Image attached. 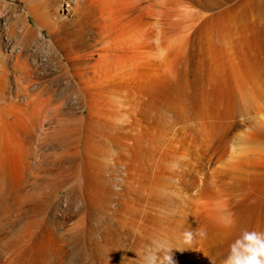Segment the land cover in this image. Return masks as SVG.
Segmentation results:
<instances>
[{"label":"rangeland","instance_id":"obj_1","mask_svg":"<svg viewBox=\"0 0 264 264\" xmlns=\"http://www.w3.org/2000/svg\"><path fill=\"white\" fill-rule=\"evenodd\" d=\"M0 1H4L3 3L6 6L5 8H3V5L0 6V9L2 11V13L0 12V28L4 26L5 20L7 18H8V21H11L13 19L16 20V18H17L16 14L19 12V13H23V16L25 17V19L27 18L26 20L29 24L31 23L30 26L34 27V28L32 27L31 29L33 31L35 30L34 31L35 33L37 31L41 30L46 35V37L48 39H51V35L48 32V28L46 26H40L37 19L33 16H30L27 13L28 9H27L26 5L21 2V0H0ZM183 4H184V6L179 7V9H181L182 12H187V10L189 8L193 7L192 5H194L190 0H183ZM125 5L126 4H123V3H120L117 1L115 8L112 11L113 18L111 19V23H110V30L105 32L104 38L101 37L99 39V41H98L99 35L97 34L98 33L97 26L94 23L90 22V20L86 19L84 21L85 23L84 22L80 23L81 20L79 19V17L73 13L68 14L67 11H61L60 13H57V12L54 13V16H55L54 19L55 20L57 19L59 21L57 27L59 28L58 31L62 35V36L60 35V40H61V42H62V40H65V41L68 40L67 46L66 47L63 46L64 48L60 47L61 48L60 49V51H61L60 55H54L51 52L48 53L49 51H47V49L45 50V49H43V47L41 48L38 45L36 47H34V49L36 48L33 51L34 52V58L37 60V63L41 58H43L42 57V55H43L44 57H46V58H44L45 59L44 61L46 62V66H45V64L43 65L42 61L40 60L39 61L40 66H38V68H37L38 70L34 68L35 74H33V76L31 77L32 80L27 81V82H19V84L23 83L29 87L30 86L32 87V84H33L35 86V88L39 87L41 82L42 83L44 82V84H46V86H47V92H41L39 95H34L33 96L34 98L31 97L32 96L31 95L30 96L31 98L28 101L27 99L22 98V94L15 96L16 94L14 91L16 89V84H18L16 82V79H15V78H17L16 75L13 76V74L9 71V76L6 79H4L2 81L0 78L1 84L2 85L5 84L4 86L7 89L5 92H0V143L3 145V146L1 145V148H2L1 151L3 153L7 154L5 156L4 155L2 156L3 153L0 152V156H1V158L4 157L3 160H5V161L7 159L6 163H8V164H6L5 161H3V160H2V163L4 164L6 170H8V169L10 170V168H11L10 166H12V167L15 166V165H12V163H14V159H15L14 157H16L17 160L19 158L23 159V157H20V156L18 157V154L21 152V150L23 152H26L25 154H23V152H21V155L22 154L24 155L25 160L19 159L18 163H17V160H15L17 165L19 163H21L20 161L24 162V163L22 162L21 165H23V164L26 165V163L31 165L30 166L31 170L29 169L26 173L27 174L26 179H25L26 182L24 183L25 189L23 188V190L21 191L23 193L20 192V194H21L22 198H25V194L26 195H30V194L33 195L34 194L33 198L35 197L32 200H31V197H28L26 199L28 202H26V200H25L23 205H21L20 203L18 204V202L15 203L13 201V197H12L15 195H13L12 192L10 195V192L7 190V189H9V188H7V185H8L7 180H10L9 179L10 176H7V177L5 176V179L2 178L4 185L0 179V187H1L0 190L2 191V192H0V205L3 204L2 206H4V207H5V205L8 206L6 210L4 207H3L4 208L3 210L0 208V212L2 211L0 213V220H1L0 221V226H1L0 235L2 237H8V238L9 237H16V236H24L25 237L24 239L27 241V242H25V243H27V245H25V243H24V247L26 246L25 249L27 250L28 254L32 253V255H30V257L32 256L31 260H30L32 263H30V264H33V263L36 264L39 261H40L39 264H85V263H87V264H103L102 260L103 261L108 260L107 264H110L111 262L114 261V260H112L114 258V256H111V255L114 254L113 251H114V249H116L115 246L117 245L116 243H118V241L121 243L123 242V246H120V247H122V252L124 250H126V251H124L123 256L120 257L117 264H123L124 263L123 260H125L124 256H126V255L131 256L130 261L132 262V264H184V263L185 264H210L209 258H211L212 255H209V252L213 253L214 248L217 246L216 241L219 242V238H221L222 235L224 234V231H226L225 230L226 227L229 228V230L236 228L235 226L237 225L236 223L238 222L237 219L240 216L239 213L241 214L244 211V209H248V208L249 209H252V208L258 209V210L256 209V212H258V213L254 212V220L252 221L253 224L251 225L252 227L249 226V228H247V230L251 229L250 231H257V232H260V230H261L260 215L262 213L261 212L262 210H260V209H262V205L264 204V199H262L264 197V146L259 144L256 147H259L260 150L255 151L256 147H254L253 151L250 150L249 152L243 153L242 155H241V153H239L241 158L236 157V159L243 162V163H240L241 165L243 164L242 166H240L239 164L237 165L235 163L236 159L231 160L230 156L233 157V155H231L232 153L236 154L237 152H241V150H239V149H241L242 146L240 148V145L241 144L244 145V143L247 140H250L251 132L253 131L252 124H253L254 120H262L264 118V116H263L264 111L262 112V110H261L260 112H258L255 115V117L251 116V117L247 118V121L244 124L239 125L237 130H233V131L229 130L227 132L226 137H228V138L230 136L231 137L229 139L227 149H226L225 153H223V155H222L224 157H220L222 159L219 158L220 159L219 161H216L215 156L220 152L221 149L219 147V149L216 151L215 147L217 145L216 144L214 145L213 143H211L210 125L208 124L209 127L207 124H206L207 126L206 125L205 126L204 125H196L200 122H202V124L206 123V121H207L205 119H204L205 120L204 121L203 118H201L200 116H197V117L192 119V121L193 120L194 121L191 122V125H190L191 127L187 126L188 128L187 127L183 128V127L177 125L175 128H173L174 130L173 129L170 131L164 130L166 135L163 134L164 131H163V129H161V127L159 128L157 121L154 120V122H153V119H150L151 116L155 117V115L154 114L152 115V113L149 111L150 109L147 110L148 112L144 111L145 108L147 107L148 98L151 97L150 95H152L150 93L151 92L150 78L148 76L147 77L141 76V74L139 76L138 72L136 73L135 69H132L131 63L126 64V62H125L128 58V54L130 55L131 52H134L135 50H137L136 43H135V41H136V37H135L136 30L132 31L131 30L132 26L128 25L129 24L128 21H130L132 19L131 18L132 17L131 16L132 9L129 7H126ZM188 11L189 12H187V13H190L191 9ZM180 14H182V13H180ZM11 16H12V18H11ZM261 18L264 19V15H261L260 19ZM262 19H261V21H262ZM203 22H204V20L202 22L200 21L199 24L198 23L195 24L194 25L195 27H191L190 29L187 27L188 28V29H186L187 31L184 29H181V31L184 30L185 33L184 32L180 33V31H179L180 34L178 33V34L174 35V38L177 39L176 41L181 40L180 38H182V40H183L184 35L186 34L188 36L187 37L185 35L186 39L188 40L187 45H188V47H190L188 49L191 50V48H192V50H193L194 48L192 45H190L189 40H191V42H192V40H193V38L191 39L192 34L194 35V33H197V32H198L197 34L200 33V31H199L200 27H201L200 24L201 23L203 24ZM240 23H243V25H241ZM240 23L237 24V27H235L236 25H234L232 27L230 25L231 30L228 27L230 34L232 33L230 35L231 37H228L229 36L228 29L226 32L227 33L226 34L227 39L229 38L230 41L225 40V47L227 46V48H229V49H227V51L229 50V52H232V53H230L232 56H229L230 58L225 57L223 59V65L221 68L226 70V71L223 70L224 73L223 72L220 73V71H222L220 69L219 75L220 76H221V74L224 75L225 72H227L228 75L225 74V77L221 76L222 78L220 76H218V77L215 76L213 73H212L213 75H211L210 70L212 69L213 66L211 67L210 66L211 64L209 65V62L208 63L205 62L206 63L204 65L205 67H202L201 70H198L196 72H191L192 69H195V68H193L194 60L190 59L187 61L188 63L185 62L184 64H181L182 66L180 67V69L182 68V70H181L182 72L181 71H180V73L178 72V75H179L178 78L184 79V77L181 78V76H182L181 74H185V75H183V76H185V81L188 80V82H194V84H193L194 93L188 92L187 101H189V103L195 102V104H201L202 102H210V100L214 101L217 99L216 95H218V97H219L222 90L225 91L224 93L227 95L228 94L227 92L232 89L231 86H234L236 84V82H235L237 80L235 78L236 76L233 75L234 76L233 77L232 74H230V73H231L232 68H234V70H235L234 66H236L235 64H237V63H238L237 66L240 63L241 64L244 63L243 68H241L242 67L241 64L239 65L238 68L236 67L237 70L239 69V72L243 71L244 75H240L242 73L241 72L239 73L237 71V76L238 77L240 76L241 78L243 77V79H241V78H239V79L242 80V83L246 84V86L249 85L247 76H245V75H247V70H246L247 62L245 60L249 57L248 55H250L251 59H254V58L256 59V57L258 56L259 58L257 57V60H259L261 57L260 60L264 61V49H263L264 48V44H263L264 43L263 42L264 36L259 35L260 31H258V30L256 31L255 27H253V24H250L248 22H247L248 24L246 22H245L246 24L244 22H240ZM212 26H213V23H211V25H209V27H210L209 32L205 27L203 29L204 33H206V32H207L206 34L210 33L212 30L211 29ZM247 26L248 27L251 26V27L247 28ZM6 27L7 26L5 25V28ZM239 28H241L242 30H240ZM246 28H247V30H246ZM232 29H233V31L235 30L234 31L235 35L233 34L234 32L232 31ZM243 29L248 31V33L250 35H248L247 32H243ZM238 30L240 33V38H242V37L243 38L240 39L239 41H236L235 38L237 36H239V34L237 32ZM4 31L5 30L0 31V40H1L0 41L1 42L0 43L1 44L0 45V52L1 51L5 52L6 50H7L6 52H8V49H10V48H8L9 47L8 45H7L8 47L6 46V38L7 37L4 35ZM71 31H72V34H71ZM250 31H253V33ZM66 33L68 35H65ZM63 35H65V36H63ZM69 35H71L70 38H69ZM178 35L180 38L177 37ZM242 35H244V36H242ZM4 36H5V38H4ZM248 36L249 37L251 36V37L249 38ZM257 36H259V37H257ZM189 37H190V39H189ZM232 37H233V39H232ZM65 38H69V39H65ZM104 39H106V40H104ZM247 39H248V41H247ZM249 39H250V41L251 40H253V41L250 42ZM100 40H102L104 43ZM109 40H110V42H109ZM233 40H235V42ZM242 40L245 41V44H243L244 41H242ZM181 41H180V43H181ZM11 42H14V41H11ZM183 42L184 41H182V43ZM231 42H233V43H231ZM249 42L251 43L250 46H249V44H250ZM109 43L111 44V46ZM226 43L228 45H226ZM230 43L232 45H230ZM241 43L247 47L245 48ZM257 43H258V46H257ZM234 44H236V46H234ZM238 44H239V46L241 44L242 48H245V49L249 48L248 51L250 53L247 54V52H246L248 57L246 55H243V54L240 55V53L244 50L241 51L242 48H240L241 46L239 47ZM252 45L255 48L251 47ZM233 46H234V50H232ZM237 46L239 48H237ZM235 47L239 51L236 50ZM103 48H105L108 52H110L114 56H121V60L123 61L121 63H124V64H121L120 60L118 61V58L115 61L111 58L108 62H106L103 59H100L101 57H99L97 55V52H100V51L102 52ZM108 48H110V49H108ZM230 48L232 51L230 50ZM259 48L261 49V51ZM192 50L190 52H192ZM234 51L235 52L237 51L239 53V55L237 52L234 53ZM35 52H36V54H35ZM190 52H187V50L185 51L186 54L190 53ZM45 53L47 54V56H45L46 55ZM251 53H252V55H251ZM233 54H237V55H233ZM260 54L262 56H260ZM48 55H49V58H51V59L48 58ZM61 55H62V57H60ZM37 56H39V57H37ZM235 56L236 57L244 56V57H242L244 60L242 58L239 59L240 58L239 57L238 58L239 61L237 63H233V62L237 61L235 59L236 58ZM232 57H234V58H232ZM207 58H209V57H207ZM48 59L51 60L52 62L50 61V63H48L49 62ZM226 59H227V61H224ZM232 59L236 60V61H231ZM251 59L250 60L248 59V60L251 61ZM53 61L57 62V63H54ZM116 61H118V62H116ZM240 61H242V62L245 61L246 64H245V62L242 63ZM59 62H61L62 64L63 63H65V64L61 66V64ZM106 63H107V65H106ZM224 64L226 65L225 68H227V69H225L223 67ZM54 66H55V68H54ZM56 68L59 70V72L57 71ZM63 69H65V70H63ZM45 70H47V71H45ZM66 70H68V71H66ZM110 70H111V72H110ZM186 70L188 73L187 72H186L187 74L183 73ZM36 71H38L39 73ZM40 71H42V72H40ZM48 72L51 76L48 74ZM43 73H45V74H43ZM139 73H141V72H139ZM54 75L56 76L57 79L55 78ZM69 75H71V76H69ZM120 77H122V79ZM143 77H145V78H143ZM14 79H15V81H14ZM138 79L141 81H139ZM219 79H221V80H219ZM143 80L145 83H147L146 85L143 84L144 83ZM231 80H233L234 82L233 81L231 82ZM244 80H245V83L243 82ZM246 80H247V82H246ZM65 81H68V82L66 83ZM53 82H55L54 83L55 85L53 84ZM140 82H141V84H140ZM229 82H231V83H229ZM210 83L212 85H210ZM68 84L71 86H69ZM142 84L145 87H148V89H150V90H148L145 87L141 88V86H143ZM113 85H114V87H113ZM77 86H80V87H77ZM120 86H121V88L119 89ZM203 86H204V88H203ZM227 86L230 89H227ZM7 87H9V88H7ZM111 87L113 88L114 94L111 93L112 92ZM162 87H164V85ZM162 87H161V91L164 90V88H162ZM209 87H211V88H209ZM115 88H116V90L117 89L121 90L119 92V95H121L120 96L121 98L119 96H117L118 95L117 91L116 92L114 91ZM222 88H226L228 91L226 89H222ZM206 89H208V90H206ZM218 89L220 92L218 91ZM34 91L35 90H33V92ZM125 91H127V93ZM210 91H212V92H210ZM223 91H222V95L224 94ZM13 92H14V94H13ZM121 92H122V94H120ZM163 92H165V91H163ZM163 92H160L159 94L165 95V94H163ZM217 92H219L220 94H218ZM115 93L117 95H115ZM115 96L117 98H114ZM111 98L113 100H115V99L116 100L113 101ZM120 100H123L125 102H126V100H129V101L133 100V101H131V103L133 104V106L135 105V107H137L138 113H136V114L142 121V122H140L141 127H139V128H141L143 131L141 130L140 134H139L140 130L138 131V133H135L136 132L135 131L134 134H132V130H129V133L127 132V134H126V136L131 139V140L129 139V141H126L129 145V147H128L129 150L132 148L131 151L127 152L126 156H125V154L120 156L122 159H124V161H121L122 159H120V157L119 158L115 157L112 147L109 148L110 151L108 150L109 153L105 157L100 156V155H94V153H93V155L90 156L88 153H90L91 151L94 152L93 146L92 147L88 146V148H87L88 153H86V152L84 153V148H83L84 142L87 140L86 138H87L88 134L90 135V136L88 135V137H91L92 139L94 138L93 140L96 139V143L98 142V140L107 141V136L109 133L107 128H109L108 125H111L109 123L112 122L111 118L113 117V116L111 117L110 115L112 114V110L113 109L115 110V108H116L115 106H117V102ZM112 102H113V104H112ZM47 104H49V105H47ZM136 105H138V106H136ZM138 107L140 109H138ZM114 110H113V114H114ZM143 111L145 113H143ZM205 112H206V109H204V114H206ZM258 114H259V116L260 115H262V116L259 117ZM61 115H63V116H61ZM67 116H69V117H67ZM62 117H64V118H62ZM73 118H75V120L72 122ZM76 118H79V120H77ZM198 119H199V121H198ZM211 120L214 121L213 118ZM195 121L196 122L198 121V122L196 123ZM76 122H77V124H76ZM147 123H148V125H147ZM72 124L73 125L76 124V127H79L82 131H84L83 133H85V134L82 133V136H84V137H81L79 139V147H78V150L80 149V151H82L85 163H84L82 169H80V171H79L80 173L77 172V173H79V175L76 173L77 178H75V174H74V171L76 170L75 166H71L72 164H70L69 161L66 160L65 158H62L64 160H61V161L58 160V158L61 157L60 156L61 149H59L57 147V145H55L54 143H51V142L47 143L49 140L47 138V136L49 133L51 134V132L54 129H57L60 126H64V125H65V127L70 126V125L72 126ZM192 124H193V126H192ZM194 124L196 125V127H194L195 126ZM152 125H154V128L157 127V129L154 130V128H152L153 127ZM192 128H194L193 131H192ZM159 129H161L162 131ZM197 129H199V130L197 131ZM240 129H242V130H240ZM160 131L162 133H160ZM24 132H26V133L24 134ZM155 133H157V134L159 133V134H162V136L163 135L164 136L162 139L158 140V142H159L158 144H155L156 141L153 142L154 146L152 147L151 142H152V140L154 141V139L152 138L153 137L152 135L157 136V134H155ZM228 133H229V135H228ZM94 136L95 137L97 136V137L95 138ZM151 138H152V140H151ZM228 138H225V140H227ZM220 141H223V139H220ZM19 145H21L22 147ZM136 147H137V150H136ZM4 148H5V150H4ZM6 149L8 152L9 151H11V152L8 153L6 151ZM71 149H73V148H71ZM18 150H20V151L17 152ZM193 150H195V151H193ZM233 151H235V152H233ZM52 152L53 153L55 152V154H53ZM15 153H18V154H16L17 156H14ZM10 154H12V155H10ZM85 154L89 155V156L87 155L88 159H87V156ZM112 154H113V156H112ZM50 155H52V157H50ZM238 155L237 154L234 155V158H235V156H238ZM96 156H97V158H96ZM196 156L198 158L196 159V163H195ZM10 157L14 158V159H12L13 161L10 159ZM53 157H54V159H51ZM110 157L113 158L114 160L113 159L109 160ZM78 158H79V155H78ZM95 158H96V161L98 158H100V159L103 158L102 159V161L104 160L103 165L107 164V166L105 165L102 168V170L100 169L101 172L98 171L99 167L96 166L97 164L95 163ZM228 158L231 162H233V160L235 161V162H233L234 165L231 164V166H235V164H236L238 167L239 166L242 167L243 170H242V168L239 170L240 167L238 168L236 166L238 169H237V171L234 170V172L237 173L239 170V173L234 174L233 169L235 167L232 169H229L228 166L230 165L231 162L228 160ZM9 159H10V162L12 161L11 163L8 161ZM119 159H120L121 164H120V162L116 163ZM115 160H117V161L115 162ZM209 160L211 162H214V164L212 163L210 165V167H208L207 169L205 167V169L203 170L204 172H202V173L195 171V167L198 164V162H200L201 166H203V163L206 164V166H208L209 164L207 161H209ZM112 161H114L116 164V166H114L115 164L112 163V165L114 164L112 166L113 168L111 167ZM226 162H229V163H226ZM60 163L63 165L68 164L67 167L69 166L68 167L69 172H67V173L70 174L72 176V178L73 177L75 178V179L71 178V181L73 183L71 181H69V183H70V184H68L69 186L68 185L63 186L61 182H59V183H58V181L54 182L55 180H53L51 178H50V180L47 179L49 176L50 170L55 172V168H57V166H60L61 165ZM127 164H128V166H127ZM17 165H16V167L18 168ZM21 165H19V167ZM108 165H110L109 167H111L112 169L109 168ZM252 165H253V167H252ZM7 166H8V168H7ZM48 166L50 169L47 168ZM250 166H251V169H250ZM224 167L226 169H224ZM227 167H228V169H227ZM114 168H116L117 170H114ZM70 169L72 170L71 172H70ZM258 169H260V170H258ZM228 170H230V171L232 170V171L230 172ZM241 170H242V172H240ZM110 171H111V173H110ZM117 171H118V173H117ZM226 171H227V174L229 172V174H231V175L233 173L234 177L237 176L236 178H238V181L235 178L233 179V176L231 178V175H229L230 176V178H229V176L226 174ZM254 171H256V172H254ZM257 171H259V172H257ZM205 172H206V177H205ZM247 172H248V174H247ZM7 173L8 172H6V174ZM98 173L99 174L101 173V174L98 175ZM241 173H243L244 176L241 177L239 175ZM73 174H74V176H73ZM113 174H114V176H113ZM182 175H183V177H182ZM102 176H104V177H102ZM200 179H201V181H200ZM108 180H110V181H108ZM203 180L204 181L207 180V184L203 188L204 195H200L199 194V188H201ZM49 181H52V182H49ZM113 181H114V184H113ZM51 183H53L54 185ZM71 183L75 186L74 190H72L73 185ZM115 183H116V185H115ZM58 184L60 186L62 185L63 188L58 186ZM2 185H3V187H2ZM70 185L72 186V188H70L71 187ZM182 185H183V187H182ZM141 186L143 187L144 190L145 189L146 190L144 191L142 188H140ZM68 187H69V189H66ZM95 187H96V189H95ZM153 187L157 191V194L158 195L160 194L159 196L158 195L157 196L160 197L161 200H159L158 197H154V194L156 191L154 192ZM59 188H61V189H59ZM137 188L141 189V191H143L144 193L143 192L141 193V191ZM218 188H221V189H218ZM99 191H101V192H99ZM138 191H140L139 194L137 193ZM162 191H163V193L165 191L164 195H163ZM150 192H153V194ZM197 192H198V194H197ZM115 193L117 196L113 195ZM239 193H240V195H239ZM150 194L153 195V196L151 195L153 199L158 198L160 204H162V205L158 204L159 202H157L158 201L157 199H156L157 201L156 200L153 201V199L151 197L149 198ZM161 195H163V196H161ZM163 197H164V199H163ZM226 197L230 198V199H228L229 201H227ZM138 198H140L141 201L138 200ZM148 198L152 199V200H150V202H149ZM210 198H211V201L209 200ZM97 199H100V200H97ZM143 199H145V200H143ZM169 199L172 200L171 201L172 203L168 202V204H167L166 202H167V200L169 201ZM163 200H165L164 204H166L167 208L163 205ZM33 201H34V203H33ZM110 201H112V202H110ZM138 201H139V203H138ZM140 202H141V204H140ZM258 202H261L263 204H260V203L258 204ZM9 203H10V205H9ZM152 203H154L155 206ZM16 204H18V205H16ZM129 204L131 207L129 206ZM131 204H134L136 206L139 205L140 208H138L139 206L134 207V205H131ZM207 204H209V206L214 207V209L215 208L219 209V212H218L219 214H216L218 216V218L213 219L214 220L212 222L213 224L211 222H209V220H206L207 218L204 215L205 212H203V210L205 209L204 206H206ZM25 205H27V206H25ZM168 205H169V207H168ZM235 205L238 208L235 207ZM18 206L21 207V209H23V210L20 209L19 211H17V209H15V208ZM28 206L29 207L33 206L34 207L33 211H35L37 213H33V211H31V212H29V214H27L26 210L29 208ZM150 206L153 207L152 209L154 211L152 209H150ZM160 206H161V208H160ZM132 207L136 208L135 210L138 212L135 213V211H133L134 209H131ZM217 207H219V208H217ZM243 207H244V209H243ZM35 208H36V210H35ZM103 208H104V210H103ZM116 209H118L119 211H117ZM127 209L129 210L128 212H131V213L127 212L125 214ZM147 209H149V210H147ZM158 209L162 214L156 216L157 213L159 214V211L157 212ZM201 209H203V210L201 211ZM113 210L115 212L116 211L117 212L115 213V212H113ZM20 212H21V214H20ZM154 212H156V214ZM150 213H151V215H149ZM116 214L118 215V218L120 219V221L118 220ZM112 215L114 217H112ZM216 215H214V217H216ZM115 216H116V218H115ZM121 216H123V217H121ZM232 216L237 221H235L234 219L232 220V218H233ZM236 216H238L237 219H236ZM131 217H133V218L135 217V218L133 219ZM203 217L205 218L206 222H208V223L205 222V224H204V222L202 221V220H204ZM160 219H162V220H160ZM220 219H221V222L223 224L220 222ZM29 220H30V222H32L33 220L36 221V223L34 221L32 222L34 227L30 226V228L26 231L27 233L25 232L27 235L25 233H23L26 236L23 234L21 235V233H22L21 231L24 230L23 227L27 226V223ZM118 221L119 222L124 221L122 223L123 225H121ZM132 222H133V224H135V226L132 225ZM124 223H125V225H124ZM161 223L163 224V226ZM209 223H211V224H209ZM24 224H26V226ZM113 224H115V225H113ZM91 226H94V228H95V229H93L94 232H93L92 228H90ZM127 226H129V227H127ZM132 226H134V227H132ZM158 227H160V229L162 228L161 231ZM214 227H218V228L215 229ZM89 228H90V230H88ZM127 228L128 229L131 228V230H129L131 233L127 231ZM138 228L140 230H138ZM156 230L159 231V234ZM201 230L204 233L203 236H201L199 234L200 232H202ZM219 230H221V232H223V233H221ZM212 231H213V233H211ZM214 231H216V232L214 233ZM238 231L239 230L237 229L235 231L236 232L235 234L240 233ZM240 231H241V229H240ZM189 232L193 234V240L191 243H187L185 240V234L189 233ZM219 232H220V237L218 236ZM74 233H75V235H74ZM154 233L157 235V237H155L156 235ZM10 234H11V236H10ZM206 234H207V236H206ZM213 234L215 237L213 236ZM159 235H160V237H158ZM225 236L226 235L224 234L223 237L225 238ZM230 236H233V235H230ZM28 237L32 240H30ZM43 237H45L44 238L45 241L43 240ZM213 237L215 239L212 240ZM39 239H41V240H39ZM28 241H29V243H28ZM42 241H44L46 243L45 245L43 244L44 246L47 245L46 247L42 246V248L43 247L46 248V250L44 249L46 254L44 253V251L43 252L40 251L41 246L39 247V244L42 245V243H43ZM31 242H32V244H31ZM93 242H95V243L93 244ZM92 244H93V246H92ZM95 244L97 245V247L95 246ZM210 244L211 245L214 244V246H215V247L212 246V249H211L212 251L210 250V248H211ZM33 245H35V246H33ZM124 245H125V247H124ZM37 246H38V248H37ZM33 247H34V250H36V251H33ZM27 248L28 249L30 248V250H29L30 252L28 251ZM38 251H40L39 252L40 254H38ZM131 251L133 252L134 255L131 253ZM206 251L207 252L209 251L208 254ZM182 252H184V253L181 255ZM41 253L42 254L44 253L43 254L44 257L42 258L43 261L40 259L42 256H38V255H41ZM33 255L35 256V258H33L34 257ZM94 255L99 256L101 258L100 259L97 258L98 260H96V257ZM36 256H37V258H36ZM132 256H133V259H132ZM38 257H40V258H38ZM83 257H84V259H86V262H84L85 260H83ZM103 257H104V259H103ZM122 257H124V258H122ZM169 257L172 258L171 261L169 260ZM33 259H35V260H33ZM38 259H40V260H38ZM220 264H222V263H220Z\"/></svg>","mask_w":264,"mask_h":264},{"label":"bare ground","instance_id":"obj_2","mask_svg":"<svg viewBox=\"0 0 264 264\" xmlns=\"http://www.w3.org/2000/svg\"><path fill=\"white\" fill-rule=\"evenodd\" d=\"M120 2V3H123V4H126L125 6L126 7H129L132 9V14H131V20L128 21L129 22V26H132L131 30L134 31L136 30L135 32V37H136V48L137 50H135L134 52H131V54L129 55L128 54V58L127 60L125 61L126 64H130L131 63V66H132V69H135V72L139 74H141V76H148L150 78V89H151V94L150 95L151 97L148 98V101H147V107L145 108L144 111L148 112L147 110H149L152 115L154 114L155 117L151 116L150 119H153V122L154 120L157 121L158 125H159V128L161 127V129H163V131H170L172 130L173 128H175L177 125L178 126H181V127H191V122L193 118L197 117V116H200L201 118H203V120H207L206 123H203L200 122L198 124H196L198 121L195 123L196 125H210V137H211V143H213L214 145L216 144L217 146L215 147L216 151L219 149L220 147V152L215 156L216 157V161H219L220 157H224L222 156L223 153H225L226 149H227V145H228V142H229V139L230 137H226V134L229 130L233 131V130H237L238 126L241 125V124H244L246 121H247V118L251 117V116H254L260 112L262 110V112L264 111V61L260 60L261 57H260V61L257 60V57L256 59H251V56L247 54L250 53L248 51V49H245L247 46L243 45L245 44V41L244 43L242 44L245 48H242V45L238 44V46L242 50L240 55L243 54V55H246L245 57L247 58L245 61L247 62V67H246V70H247V79H248V83L249 85L246 86V84H243L242 83V80H240L239 78H241L240 76L238 77L237 76V71L239 72V69L237 70V68L239 67V64L237 66V62L239 61V59H241L242 57H236L235 59L237 60H231V61H236V62H233V63H237L235 64L236 66L235 67V70L234 68H232L231 70V73L232 76H236L235 79L236 81V84L234 86H231L232 89L230 91H228L227 89H230L228 88L227 86V89L226 88H222V89H226L228 92V94L226 95L223 91V95H222V91H221V94L219 93V89L217 92L218 94H220V96L218 97V95H216L217 99L214 100V101H211L210 102H202L201 104H195V102H191L189 103V101H187V97H188V92H193L194 93V89H193V84L194 82H188V80L185 81V74H181V78L184 77V79H180L178 78L179 75H178V72L180 73V71L182 70V68L180 69V67L182 66L181 64H184L185 62H187L188 60L192 59L194 60V66L193 68L195 69H192L191 72H196L198 70H201L202 67H205L204 65L206 64L205 62H209V65L212 67V69L210 70L211 72V75H215V76H220L219 74L220 73H224V69H222V65H223V59L225 57H229V56H232L230 53L232 52H229V50L227 51V46L225 47V40L227 41H230L229 38L227 39V36H226V32H227V29L229 27V29L231 30V27L236 25L235 27H237V24L240 23V22H248L250 24H253V27H255L256 31H260V34L259 35H262L264 36V19H260L261 15H264V0H190L194 5H192L193 7L189 8L188 10L191 9L190 13H187L189 12L187 9V12H182L181 9H179V7L181 6H184L183 4V0H21L22 3H24L28 9L27 13L30 15V16H33L37 19V21L39 22L40 26H46L48 28V32L49 34L51 35V39H48L46 37V35L41 31H37L36 33L31 29L32 27L30 26V24L27 22V18L25 19V17L23 16V13H17L16 16V20H11V21H8V18L5 20V24L3 27L0 28V31H4V35L7 37L6 38V46L10 49H8V52H3L1 51L0 52V78L1 80L3 81L4 79H6L8 76H9V71L13 74V76L16 75L17 78L16 79V82L18 84H16V89H15V96H18L20 94H22V98H25L29 101V99L31 97H33L34 95H39L41 92H47V86L46 84H44V82L40 83L39 87L35 88V86L32 84V87L30 86H26L25 84L23 83H20L19 82H27V81H31L32 80V76L33 74H35V69L38 68V66H40V60L42 61L43 65L45 64L46 66V62L44 61L46 57H44L42 55L43 58H41L38 63H37V60L34 58V47H36L37 45L40 46L41 48L43 47V49H47V51H49L48 53H53L54 55H60L61 51L60 49L63 47V46H67V41L65 40H60V35L61 33L58 31L59 28L57 27L58 26V23L59 21L56 19H54V13L57 12V13H60L61 11H67L68 14H75L79 17V19L81 20L80 23H83L86 19L90 20V22L94 23L96 26H97V29H98V41L101 37L104 38V34L105 32L109 31L110 30V23H111V19L113 18V14H112V11L113 9L115 8V5L116 3ZM4 1H0V6L3 5V8H5L6 6L4 5L3 3ZM189 4V3H188ZM187 5V4H186ZM10 6V5H9ZM2 8V9H3ZM184 8V7H183ZM15 9V8H14ZM127 9V8H126ZM10 10V9H9ZM122 10V9H121ZM19 11V10H18ZM0 12L2 13L1 9H0ZM128 12V11H127ZM130 12V11H129ZM121 13V12H120ZM182 13V14H180ZM123 14V13H122ZM127 16V15H126ZM125 16V17H126ZM130 16V15H129ZM5 17V16H4ZM8 17V16H7ZM27 17V16H26ZM116 17V16H115ZM121 17V16H120ZM259 17V18H258ZM12 18V16H11ZM117 18V17H116ZM124 18V17H123ZM128 19V18H127ZM203 24L201 25L200 24V33L197 34V33H194V35L192 34L191 36V39L193 38L192 42L191 40L190 41V45L193 46V50L192 52H190L191 50H189L188 48V43H187V39L184 35V38L182 40V38L179 37V35L177 37H179L182 41H184L182 43L181 40H178L176 41L177 39L174 38V35L178 34L179 31L180 33L184 32V30L186 29H190L191 27H195L194 25L195 24H199V22L203 21ZM252 20V21H251ZM85 23V22H84ZM211 23H213V26L211 27V32L206 34L204 33V28L206 27V29L208 30L209 32V25H211ZM245 23V24H246ZM247 23V24H248ZM233 24V25H232ZM241 25H243V23H240ZM5 25L7 26L5 28ZM80 25V24H79ZM127 25V26H128ZM231 25V27H230ZM126 26V27H127ZM197 26V25H196ZM81 27V26H80ZM117 27V26H116ZM188 27V28H187ZM241 27V26H240ZM243 27V26H242ZM251 27V26H250ZM247 26V28H250ZM34 28V27H33ZM234 28V27H233ZM244 28V27H243ZM246 28V30H247ZM181 29H184L181 31ZM228 29V31H229ZM240 30H242L241 28H239ZM254 29V28H253ZM252 29V30H253ZM69 30V29H68ZM67 30V31H68ZM77 30V29H76ZM82 30V29H81ZM112 30V29H111ZM116 30V29H115ZM192 30V29H191ZM195 30V29H194ZM245 29H243V32H247ZM250 30V29H249ZM114 31V30H113ZM187 31V30H186ZM190 31V30H189ZM188 31V32H189ZM206 31V30H205ZM233 31V29H232ZM231 31V32H232ZM235 31V30H234ZM233 31V32H234ZM254 31V30H253ZM253 31H250L253 33ZM239 36H237L235 38L236 41H239L240 39H242L244 35H242L240 38V33H239V30L237 31ZM242 32V33H243ZM64 33V32H63ZM179 33V34H180ZM185 33V32H184ZM251 33V34H252ZM258 33V32H257ZM70 34V33H69ZM71 34H72V31H71ZM81 34V33H80ZM204 34V35H203ZM232 34V33H231ZM230 31H229V36L228 37H231L230 35ZM235 35V32L233 33ZM65 35H68L67 33ZM63 35V36H65ZM208 35V36H207ZM246 35V34H245ZM248 35H250L248 33ZM258 35V34H257ZM4 36V38H5ZM62 36V35H61ZM71 35H69V38H70ZM187 36V35H186ZM183 37V36H182ZM188 37V36H187ZM235 37V36H234ZM249 37V36H248ZM251 37V36H250ZM249 37V38H250ZM254 37V36H253ZM252 37V38H253ZM256 37V36H255ZM259 37V36H257ZM64 38V37H63ZM69 38H65V39H69ZM178 38V39H179ZM247 38V37H246ZM62 39V38H61ZM111 39V38H110ZM190 39V37H189ZM233 39V37H232ZM106 40V39H104ZM235 40H233L235 42ZM246 40V39H245ZM262 40V39H261ZM1 41V40H0ZM11 41H14V42H11ZM102 41V40H100ZM181 41V43H180ZM232 41V40H231ZM248 41V39H247ZM250 41V39H249ZM253 41V40H251ZM250 41V42H251ZM256 41V40H255ZM258 41V40H257ZM103 42V41H102ZM110 42V40H109ZM241 42V41H240ZM249 42V43H250ZM264 42V41H263ZM262 42V43H263ZM1 43V42H0ZM11 43V44H10ZM104 43V42H103ZM102 43V44H103ZM233 43V42H231ZM230 43V45H232ZM5 44V43H4ZM110 44V43H109ZM237 44V43H236ZM236 44H234V46H236ZM247 44V43H246ZM264 44V43H263ZM1 45V44H0ZM226 45H228L226 43ZM229 45V46H230ZM251 45V43L249 44V46ZM254 45V44H253ZM253 45L251 47H253ZM111 46V44H110ZM234 46H233V49L234 50ZM237 46V48H239ZM257 46H258V43H257ZM61 47V48H60ZM99 47V46H98ZM231 47V46H230ZM64 48V47H63ZM236 47L235 49L238 50ZM255 48V47H253ZM5 49V48H4ZM42 49V50H43ZM110 49V48H108ZM257 49V48H256ZM260 49V48H259ZM264 49V48H263ZM187 50V52H190V53H185V51ZM231 50V48H230ZM231 50V51H232ZM247 50V51H246ZM258 50V49H257ZM256 50V51H257ZM239 51V50H238ZM261 51V49H260ZM259 51V52H260ZM125 52V51H124ZM237 52V51H236ZM234 51V53H236ZM247 52V54H246ZM74 53V52H73ZM128 53V52H127ZM238 53V52H237ZM255 53V52H254ZM36 54V52H35ZM46 54V53H45ZM121 54V53H120ZM259 54V53H258ZM40 55V54H39ZM97 55L99 57H101L100 59H103L105 60L106 62H108L111 58L115 61L117 58H118V61L120 60V63L123 62L121 60V56H114L112 55L110 52H108L105 48H103V51L101 52H97ZM233 55H237V54H233ZM239 55V53H238ZM252 55V53H251ZM255 55V54H254ZM47 56V54L45 55ZM90 56V55H89ZM260 56H262L260 54ZM39 57V56H37ZM51 57V56H50ZM62 57V55L60 56ZM209 57V58H207ZM48 58H49V55H48ZM230 58V57H229ZM234 58V57H232ZM239 58V59H238ZM259 58V57H258ZM51 59V58H49ZM48 59V60H49ZM59 59V58H58ZM243 59V58H242ZM251 59V61L249 60ZM54 60V59H53ZM60 60V59H59ZM68 60V59H67ZM209 60V61H208ZM229 60V59H228ZM244 60V59H243ZM249 62H248V61ZM44 61V62H43ZM51 60H49L48 63H50ZM56 61V60H55ZM61 61V60H60ZM99 61V60H98ZM97 61V62H98ZM112 61V60H111ZM116 61V62H118ZM224 61H227L224 60ZM243 61V62H245ZM52 62V61H51ZM54 62V61H53ZM74 62V61H73ZM242 62V61H240ZM242 62V63H243ZM245 62V64H246ZM54 63H57V62H54ZM62 65H64L65 63H61L59 62ZM58 63V64H59ZM100 63V62H99ZM114 63V62H113ZM188 63V62H187ZM229 63V62H228ZM59 64V65H60ZM98 64V63H97ZM121 64H124V63H121ZM120 64V65H121ZM125 64V65H126ZM227 64V63H226ZM50 65V64H49ZM57 65V64H56ZM58 65V66H59ZM107 65V63H106ZM208 65V64H207ZM243 68L244 67V63L241 64ZM48 66V65H47ZM128 66V65H127ZM130 66V65H129ZM188 66V65H187ZM246 66V65H245ZM49 67V66H48ZM52 67V66H51ZM57 67V66H56ZM64 67V66H63ZM107 67V66H106ZM123 67V66H122ZM125 67V66H124ZM185 67V66H184ZM224 68L226 67V65L224 64L223 66ZM229 67V66H228ZM237 67V68H236ZM47 68V67H46ZM53 68V67H52ZM55 68V66H54ZM60 68V67H59ZM65 68V67H64ZM187 68V67H186ZM230 68V67H229ZM240 68V69H241ZM44 69V68H43ZM42 69V70H43ZM57 69V68H56ZM62 69V68H61ZM60 69V70H61ZM68 69V68H67ZM93 69V68H92ZM102 69V68H101ZM109 69V68H108ZM131 69V70H132ZM184 69V68H183ZM220 69L222 71H220ZM227 69V68H225ZM38 70V69H37ZM51 70V69H50ZM65 70V69H63ZM224 70V71H223ZM47 71V70H45ZM56 71V70H55ZM57 71L59 72V70L57 69ZM68 71V70H66ZM220 71V73H219ZM229 71V70H228ZM245 71V70H244ZM38 72V71H36ZM42 72V71H40ZM111 72V70H110ZM141 72V73H139ZM182 72V71H181ZM187 70L183 73H186ZM209 72V71H208ZM241 72V71H240ZM239 72V73H240ZM39 73V72H38ZM69 73V72H68ZM109 73V72H108ZM188 73V72H187ZM186 73V74H187ZM213 73V74H212ZM229 73V72H228ZM242 74L240 75H244L243 74V71L241 72ZM45 74V73H43ZM49 74V72H48ZM65 74V73H64ZM218 74V75H217ZM226 75L227 72H225ZM225 74L221 76H224L225 77ZM50 75V74H49ZM56 75V74H55ZM54 75V76H55ZM61 75V74H60ZM135 75V74H134ZM51 76V75H50ZM57 76V75H56ZM55 76V78H56ZM71 76V75H69ZM110 76V75H109ZM214 76V77H215ZM220 76V77H221ZM233 76V77H234ZM58 77V76H57ZM66 77V76H65ZM192 77V76H191ZM219 77V78H220ZM231 77V76H230ZM232 77V78H233ZM238 77V78H237ZM53 78V77H52ZM122 79V77H120ZM141 78V77H140ZM145 78V77H143ZM142 78V79H143ZM222 78V77H221ZM14 79V81H15ZM50 79V78H49ZM57 79V78H56ZM71 79V78H70ZM137 79V78H136ZM243 79V77L241 78ZM48 80V79H47ZM78 80V79H77ZM110 80V79H109ZM139 80V79H138ZM196 80V79H195ZM221 80V79H219ZM51 81V80H50ZM49 81V82H50ZM141 81V80H139ZM233 80H231L232 82ZM66 83L68 81H65ZM130 82V81H129ZM144 82V80H143ZM229 82V83H231ZM234 82V81H233ZM245 83V80L243 81ZM247 82V80H246ZM55 82H53L54 84ZM70 83V82H69ZM78 83V82H77ZM108 83V82H107ZM149 83V82H148ZM212 83V82H211ZM210 83V85H212ZM226 83V82H225ZM15 84V83H14ZM23 84V85H22ZM138 84V83H137ZM141 84V82H140ZM143 84H147V83H143ZM142 84V85H143ZM152 84V85H151ZM191 84V85H190ZM209 84V83H208ZM207 84V85H208ZM5 84H1L0 82V92H5L7 89L6 87L4 86ZM18 85V86H17ZM20 85V86H19ZM55 85V84H54ZM69 85V84H68ZM76 85V84H75ZM164 85V87H162ZM218 85V84H217ZM222 85V84H221ZM229 85V84H228ZM26 86V87H25ZM71 86V85H69ZM116 86V85H115ZM130 86V85H129ZM219 86V85H218ZM77 87H80V86H77ZM114 87V85H113ZM139 87V86H138ZM144 88L145 86H141V88ZM161 87L164 88L163 91H161ZM215 87V86H214ZM213 87V88H214ZM217 87V86H216ZM225 87V86H224ZM9 88V87H7ZM72 88V87H71ZM112 88V87H111ZM121 88V86L119 87V89ZM148 89V87H145ZM204 88V86H203ZM206 88V87H205ZM208 88V87H207ZM211 88V87H209ZM212 88V89H213ZM129 89V88H128ZM148 89V90H150ZM215 89V88H214ZM31 90V91H30ZM33 90H35L33 92ZM134 90V89H133ZM208 90V89H206ZM9 91V90H8ZM11 91V90H10ZM53 91V90H52ZM72 91V90H71ZM115 92L117 91V94L115 93V95L117 96H121L119 95V92L121 90H114ZM205 91V90H204ZM13 92V94H14ZM56 92V91H55ZM58 92V91H57ZM75 92V91H74ZM111 92V91H110ZM127 93V91H125ZM147 92V91H146ZM153 92V93H152ZM160 92H163V94L165 95H161L159 94ZM212 92V91H210ZM214 92V91H213ZM77 93V92H76ZM113 93V88H112V92ZM135 93V92H134ZM148 93V92H147ZM209 93V92H208ZM2 94V93H1ZM56 94V93H55ZM114 94V93H113ZM112 94V95H113ZM122 94V92L120 93ZM215 94V93H214ZM32 95V96H31ZM47 95V94H46ZM31 96V97H30ZM123 96V95H122ZM163 96V97H162ZM210 96V95H209ZM57 97V96H56ZM137 97V96H136ZM162 97V98H161ZM205 97V96H204ZM34 98V97H33ZM49 98V97H48ZM53 98V97H52ZM65 98V97H64ZM75 98V97H74ZM114 98H117L116 96ZM121 98V97H120ZM129 98V97H128ZM133 98V97H132ZM140 98V97H139ZM46 99V98H45ZM85 99V98H84ZM112 99V98H111ZM138 99V98H137ZM207 99V98H206ZM113 100V99H112ZM116 100V99H115ZM113 100V101H115ZM136 100V99H135ZM47 101V100H46ZM51 101V100H50ZM62 101V100H61ZM133 101V100H131ZM131 101L129 100H126L123 101V100H120L117 102V106H115V110H114V114H113V110H112V114L110 115L112 118V122H110L109 124L111 125H108L109 128H107L108 130V136H107V141H100L98 140V142L96 143V139L93 140L91 137H88L87 135V140L84 142V153H88L87 151V148L88 146H93V151L94 152H90L88 153L90 156L93 155H100V156H106L109 152V148L112 147L113 148V151H114V155L115 157L119 158L120 156H122L123 154H125L126 156V153L131 151V149L129 150V145L126 141H129L130 138H128L126 136L127 132L129 133V130H132V134L135 133H138V131L140 130L139 134L141 133V124L140 122L141 119L137 116L136 113L137 112V107H135V105L133 106V104L131 103ZM209 101V100H208ZM140 102V101H139ZM78 103V102H77ZM115 103V102H114ZM113 104V102H112ZM49 105V104H47ZM140 105V104H139ZM114 106V105H113ZM138 106V105H136ZM56 107V106H55ZM126 107V108H125ZM58 108V107H57ZM193 110H192V109ZM138 109H140L138 107ZM204 109H206V114H204ZM55 110V109H54ZM61 110V109H60ZM64 110V109H63ZM192 110V111H191ZM143 111V113H145ZM60 114V113H59ZM150 114V113H149ZM260 114V113H259ZM258 114V116H259ZM262 114V113H261ZM63 116V115H61ZM72 116V115H71ZM147 116V115H146ZM262 116V115H260ZM259 116V117H260ZM264 116V114H263ZM69 117V116H67ZM144 117V116H143ZM199 117V118H200ZM64 118V117H62ZM95 118V117H94ZM200 118V119H201ZM214 119L211 120V119ZM67 119V118H66ZM69 119V118H68ZM77 120H79V118H76ZM84 119V118H83ZM149 119V120H150ZM253 119V118H252ZM255 119V118H254ZM257 119V118H256ZM65 120V119H64ZM75 120V118H73L72 122ZM204 120V121H205ZM212 122H211V121ZM62 121V120H61ZM90 121V120H89ZM102 121V120H101ZM71 122V121H70ZM152 122V121H151ZM150 122V123H151ZM60 123V122H59ZM65 123V122H64ZM108 123V122H107ZM149 123V122H148ZM147 123V125H148ZM71 124V123H70ZM77 124V122H76ZM76 124H72V126H67L65 127L64 126H60L59 128L57 129H54L51 134L47 136V139L48 142H51V143H54L55 145H57V147L59 149H61L60 151V158H58L59 161L61 160H64L62 158H65L66 160L69 161L70 164H72L71 166H75V171H74V174H75V178H77L76 176V173L80 171V169H82L84 163H85V160H84V156L82 154V151H80V149L78 150V147H79V139L81 137H84L82 136V133L84 131H82L79 127H76ZM194 124V125H195ZM89 125V124H88ZM101 125V124H100ZM196 125L194 127H196ZM206 125V126H207ZM208 125V127H209ZM154 128V125H152ZM193 126V124H192ZM203 126V127H204ZM105 128V127H104ZM143 128V127H142ZM151 128V129H152ZM182 128V129H183ZM188 128V127H187ZM206 128V127H205ZM86 129V128H85ZM147 129V128H146ZM157 129V127L154 128V130ZM159 129V130H161ZM180 129V128H179ZM200 129V128H199ZM197 129V131L199 130ZM252 129L253 131L251 132V137H250V140H247L244 145H240V148L242 146L241 149V152H237L236 154L238 155L239 153H241V155L243 153H247L249 152L250 150L253 151V148L256 147L257 145L261 144L262 146H264V118L262 120H254L253 124H252ZM174 130V129H173ZM188 130V129H187ZM194 130V128H192V131ZM207 130V129H206ZM242 130V129H240ZM88 131V130H87ZM143 131V130H142ZM162 131V130H161ZM160 131V133H162ZM165 131L163 134H165ZM154 132V131H153ZM190 132V131H189ZM225 132V133H224ZM26 132H24L25 134ZM148 133V132H147ZM167 133V132H166ZM169 133V132H168ZM233 133V132H232ZM85 134V133H83ZM138 134V135H139ZM144 134V133H143ZM153 134V133H152ZM157 134V133H155ZM200 134V133H199ZM235 134V133H234ZM238 134V133H237ZM166 135V134H165ZM229 135V133H228ZM246 135V134H245ZM86 136V135H85ZM90 136V135H89ZM92 136V135H91ZM154 141L152 140V147L154 146L153 142H155V144H158V140L162 139L163 136L162 134H157L156 135H152ZM234 136V135H233ZM23 137V136H22ZM25 137V136H24ZM93 137V136H92ZM95 137V136H94ZM97 137V136H96ZM95 137V138H96ZM131 137V136H130ZM228 138L227 140H225V138ZM28 138V137H27ZM106 138V137H105ZM25 139V138H24ZM149 139V138H148ZM197 139V138H196ZM220 139H223V141H220ZM244 139V138H243ZM26 140V139H25ZM29 140V139H28ZM27 140V141H28ZM131 140V139H130ZM133 140V139H132ZM199 140V139H198ZM134 141V140H133ZM196 141V140H195ZM210 141V140H209ZM29 142V141H28ZM96 144H95V143ZM198 143V142H197ZM1 143H0V152L3 153L1 151ZM51 145V144H50ZM81 145V144H80ZM3 146V145H2ZM21 146V145H19ZM6 147V146H5ZM22 147V146H21ZM24 147V146H23ZM56 147V148H57ZM81 147V146H80ZM90 147V148H91ZM204 147V146H203ZM237 147V146H236ZM7 148V147H6ZM20 148V147H19ZM73 148V149H71ZM214 148V147H213ZM8 149V148H7ZM6 149V151H7ZM10 149V148H9ZM13 149V148H12ZM5 150V148H4ZM21 150V149H20ZM20 150H18L17 152H19ZM25 150V149H24ZM83 150V149H82ZM86 150V151H85ZM136 150H137V147H136ZM234 150V149H233ZM257 150H260L259 147H256L255 151ZM110 151V150H109ZM195 151V150H193ZM238 151V150H237ZM8 152V151H7ZM11 152V151H9ZM8 152V153H9ZM16 152V151H15ZM21 152H23L21 150ZM21 152L18 154V153H15L14 156H17L16 154H18V157H23V159L25 160L24 158V155L26 152H23V154L21 155ZM235 152V151H233ZM50 153V152H49ZM53 153V152H52ZM96 153V154H95ZM51 154V153H50ZM55 154V152L53 153ZM87 154V155H88ZM152 154V153H151ZM198 154V153H197ZM200 154V153H199ZM235 153H232L230 156V159H236V157L238 158H241L240 157V154L238 156H235L234 158V155H236ZM5 156L7 154L3 153L2 156ZM12 155V154H10ZM78 155H79V158H78ZM86 155V154H85ZM86 155V156H87ZM88 155V156H89ZM128 155V154H127ZM192 155V154H191ZM194 155V154H193ZM196 155V154H195ZM202 155V154H201ZM225 155V154H224ZM63 156V157H62ZM85 156V157H86ZM88 156H87V159H88ZM111 156V155H110ZM113 156V154H112ZM189 156V155H188ZM251 156V155H250ZM50 157H52V155H50ZM95 157V156H94ZM191 157V156H190ZM246 157V156H245ZM4 157L1 158L0 156V179L4 185V182H3V179H5V176H10V180H7L6 182L8 183L7 185V189L9 192H10V195H11V192L13 193V195L15 196H12L13 197V201L15 203L18 202V204L20 203L21 205H23V203L25 202V200L28 198V197H31V200L34 199L33 198V195H26L25 194V198H22L21 197V194L20 192L23 190L24 188V183L26 182L25 179H26V173L27 171L30 169V166L28 163H26V165H21V163L23 161H20L21 163H19L17 165V163L19 162L18 160L20 159H16V157H10V159H14V163H12V165H15V166H10V170H6L4 164L2 163V160H3ZM7 158V157H6ZM97 158V156H96ZM96 158H95V163L97 164L96 166L99 167V172L100 169L102 170V168L107 164L103 165L104 163V160L102 161V159L98 158L97 161H96ZM124 158V157H123ZM135 158V157H134ZM143 158V157H142ZM198 157L196 156L195 158V163H196V159ZM220 158V159H219ZM10 159L8 160L10 162ZM22 159V158H21ZM20 159V160H21ZM22 159V160H23ZM51 159H54L51 158ZM112 160L113 158H109V160ZM116 159V158H115ZM120 159H122L120 157ZM120 159L117 161L115 160L116 163L120 162ZM243 159V158H242ZM245 159V158H244ZM247 159V158H246ZM15 160H17V163L15 162ZM65 160V161H66ZM108 160V159H107ZM114 160V159H113ZM126 160V159H125ZM186 160V159H185ZM189 160V159H188ZM204 160V159H203ZM229 160V158H228ZM233 160V162H235L237 165L239 164L240 166H242L240 163H243L241 161H239L238 159H236L235 161ZM238 160V161H237ZM241 160V159H240ZM5 161V160H3ZM13 161V160H12ZM11 161V162H12ZM93 161V160H92ZM121 161H124V159H122ZM144 161V160H143ZM142 161V162H143ZM200 161V160H199ZM230 161V160H229ZM7 162V159L5 161V163ZM10 162V163H11ZM109 162V161H108ZM114 161L111 162V167L115 164ZM193 162V161H192ZM198 162V161H197ZM202 162V161H201ZM208 162V166H206V164H204L203 162V166H201L200 162H198V164L196 165L195 167V171L199 172V173H202L204 172L203 170L210 167V165L214 162H211L210 160L207 161ZM223 162V161H222ZM231 162V161H230ZM233 162L230 163V165L228 166L229 169H233V172L234 170L237 171V169L240 167H238L236 164L235 166H231L234 165ZM238 162V163H237ZM9 163V164H10ZM24 163V162H23ZM52 163V162H51ZM55 163V162H54ZM112 163H114L112 165ZM125 163V162H124ZM170 163V162H169ZM185 163V162H184ZM219 163V162H218ZM225 163V162H224ZM226 163H229V162H226ZM8 164V163H6ZM5 164V165H6ZM61 164V163H60ZM69 164V165H70ZM121 164V162H120ZM186 164V163H185ZM220 164V163H219ZM218 164V165H219ZM16 165L18 166V168L16 167ZM19 165H21L19 167ZM68 165V164H67ZM67 165H63L61 164L60 166H57V168H55V172L54 171H51L49 172V176H48V180L53 179L55 180L54 182L58 181L62 183L63 186L65 185H68L70 184L69 181H71V178L72 176L70 174H68L67 172H69L68 170V167ZM80 165V166H79ZM183 165V164H182ZM221 165V164H220ZM9 166V165H8ZM7 166V168H8ZM110 165H108L109 167ZM116 166V164L114 165ZM124 166V165H123ZM128 166V164H127ZM133 166V165H132ZM144 166V165H143ZM181 166V165H180ZM238 168H237V167ZM255 166V165H254ZM109 167V168H111ZM192 167V166H191ZM226 167V166H225ZM224 167V169H226ZM227 167V169H228ZM231 167V168H230ZM253 167V165H252ZM49 168V166L47 167ZM87 168V167H86ZM89 168V167H88ZM113 168V167H112ZM111 168V169H112ZM242 167L239 168V170L241 169ZM257 168V167H256ZM50 169V168H49ZM72 169V168H71ZM70 169V172L72 171ZM98 169V168H97ZM110 169V170H111ZM250 169H251V166H250ZM31 170V169H30ZM114 170H117L116 168H114ZM223 170V169H222ZM239 170L237 173L234 172V174H238L239 173ZM243 170V168H242ZM242 170L240 172H242ZM260 170V169H258ZM86 171V170H85ZM107 171V170H106ZM105 171V172H106ZM124 171V170H123ZM219 171V170H218ZM224 171V170H223ZM230 171V170H228ZM232 171V170H231ZM230 171V172H231ZM6 172H8L6 174ZM115 172V171H114ZM113 172V173H114ZM244 172V171H243ZM256 172V171H254ZM259 172V171H257ZM261 172V171H260ZM80 173V172H79ZM79 173H77L79 175ZM83 173V172H82ZM111 173V171H110ZM116 173V172H115ZM118 173V171H117ZM126 173V172H125ZM180 173V172H179ZM186 173V172H185ZM196 173V172H195ZM216 173V172H215ZM245 173V172H244ZM73 174V176H74ZM101 174V173H100ZM98 173V175H100ZM226 174H227V171H226ZM232 173L229 174L228 172V176L231 175V178L232 176L234 175ZM242 174V175H241ZM239 174L241 177L244 176L243 173ZM248 174V172H247ZM215 175V174H214ZM85 176V175H84ZM112 176V175H111ZM114 176V174H113ZM196 176V175H195ZM223 176V175H222ZM247 176V175H246ZM28 177V176H27ZM99 177V176H98ZM104 177V176H102ZM183 177V175H182ZM205 177H206V172H205ZM214 177V176H213ZM237 177V176H236ZM233 176V179H237L238 181V178H236ZM250 177V176H249ZM248 177V178H249ZM255 177V176H254ZM3 178V179H2ZM74 178V177H73ZM72 178V179H73ZM74 178V179H75ZM85 178V177H84ZM101 178V177H100ZM122 178V177H121ZM191 178V177H190ZM230 178V176H229ZM79 179V178H78ZM81 179V178H80ZM114 179V178H113ZM193 179V178H192ZM99 180V179H98ZM102 180V179H101ZM196 180V179H195ZM5 181V180H4ZM76 181V180H75ZM74 181V182H75ZM82 181V180H81ZM110 181V180H108ZM201 181V179H200ZM199 181V182H200ZM231 181V180H230ZM49 182H52V181H49ZM72 182V181H71ZM112 182V181H111ZM110 182V183H111ZM221 182V181H220ZM229 182V181H228ZM246 182V181H245ZM73 183V182H72ZM71 183V184H72ZM195 183V182H194ZM201 183V182H200ZM217 183V182H216ZM53 184V183H51ZM94 184V183H93ZM105 184V183H104ZM113 184H114V181H113ZM207 184V180H203L202 181V185H201V188H199V194L200 195H204V192H203V188L206 186ZM2 185V187H3ZM54 185V184H53ZM60 186L58 184V186L62 187L63 186ZM73 185V184H72ZM116 185V183H115ZM126 185V184H125ZM218 185V184H217ZM69 186V185H68ZM71 186V185H70ZM120 186V185H119ZM5 187V186H4ZM74 185H73V189L74 190ZM117 187V186H116ZM138 187V186H137ZM183 187V185H182ZM210 187V186H209ZM240 187V186H239ZM1 188V187H0ZM72 188V186L70 187ZM103 188V187H102ZM140 188L143 189V187L141 186ZM145 188V187H144ZM25 189V188H24ZM61 189V188H59ZM66 189H69L66 188ZM65 189V190H66ZM96 189V187H95ZM139 189V188H137ZM154 189V187H153ZM152 189V190H153ZM162 189V188H161ZM218 189H221V188H218ZM30 190V189H29ZM94 190V189H93ZM111 190V189H110ZM141 191V189H139ZM144 190V189H143ZM146 190V189H145ZM144 190V191H145ZM151 190V191H152ZM140 191H138L137 193L139 194ZM156 190L154 189V192ZM194 191V190H193ZM0 192H2L0 190ZM101 192V191H99ZM134 192V191H133ZM136 192V191H135ZM143 191H141L142 193ZM23 193V192H21ZM33 193V192H32ZM71 193V192H70ZM144 193V192H143ZM153 194V192H150ZM163 193V191H162ZM182 193V192H181ZM9 194V193H8ZM152 194L149 195V198L151 197L152 198ZM165 194V191L163 193V195ZM193 194V193H192ZM198 194V192H197ZM211 194V193H210ZM24 195V194H23ZM22 195V196H23ZM113 195H116L113 194ZM143 195V194H142ZM141 195V196H142ZM152 195V196H151ZM157 191L155 192L154 194V197H158L157 196ZM161 195V196H163ZM225 195V194H224ZM240 195V193H239ZM242 195V194H241ZM9 196V195H8ZM104 196V195H103ZM117 196V195H116ZM119 196V195H118ZM135 196V195H134ZM145 196V195H144ZM140 197V196H139ZM143 197V196H142ZM182 197V196H181ZM240 197V196H239ZM11 198V197H10ZM110 198V197H109ZM146 198V197H145ZM149 202L150 200L152 199H149ZM159 200L160 197H158ZM158 198H156L158 200ZM227 198V197H226ZM38 199V198H37ZM36 199V200H37ZM115 199V198H114ZM156 199H153V201H155ZM164 199V197H163ZM186 199V198H185ZM207 199V198H206ZM228 199L230 198H227V201H229ZM237 199V198H236ZM264 199V197L262 198ZM97 200H100V199H97ZM138 200H140V198H138ZM145 200V199H143ZM156 200V201H157ZM159 200L157 202H159ZM211 201V198L209 199ZM226 200V199H225ZM224 200V201H225ZM11 201V200H10ZM141 201V200H140ZM152 201V202H153ZM164 201L163 200V205L167 208L166 204H164ZM172 200L169 199V201L167 200V204L168 202L170 203ZM182 201V200H181ZM237 201V200H236ZM239 201V200H238ZM263 201V200H262ZM26 202H28L26 200ZM36 202V201H35ZM40 202V201H39ZM112 202V201H110ZM131 202V201H130ZM179 202V201H178ZM183 202V201H182ZM181 202V203H182ZM233 202V201H232ZM4 203V202H3ZM34 203V201H33ZM139 203V201H138ZM162 203V202H161ZM172 203V202H171ZM180 203V202H179ZM208 203V202H207ZM223 203V202H222ZM263 204L261 202H258V204ZM2 204V203H1ZM16 204V205H18ZM99 204V203H98ZM109 204V203H108ZM111 204V203H110ZM141 204V202H140ZM143 204V203H142ZM154 206L155 204L152 203ZM160 204V202L158 203ZM178 204V203H177ZM227 204V203H226ZM230 204V203H229ZM246 204V203H245ZM244 204V205H245ZM3 205V204H2ZM0 205L1 209L3 210L5 208V210L7 209L8 206L5 205L2 206ZM10 205V203H9ZM20 205V206H21ZM32 205V204H31ZM131 205H134V204H131ZM152 205V206H153ZM162 205V204H160ZM192 205V204H191ZM211 205V204H210ZM222 205V204H221ZM233 205V204H232ZM249 205V204H248ZM27 206V205H25ZM30 206V205H29ZM28 206V207H29ZM130 206V204H129ZM139 206V205H137ZM136 205H134V207H137ZM144 206V205H143ZM150 206V209H152L153 207ZM158 206V205H157ZM207 206V207H206ZM205 207V211L203 209H201V211L203 210L204 215L206 216V220H209V222H213L215 218H218V216L216 214H219V209H214V207L212 206H209V204H207ZM4 207V208H3ZM131 207V206H130ZM132 207L131 209H134L133 211L138 212L136 211L134 208ZM148 207V206H147ZM169 207V205H168ZM227 207V206H226ZM233 207V206H232ZM235 207H237L235 205ZM256 207V206H255ZM258 207V206H257ZM261 207V206H260ZM10 208V207H9ZM129 208V207H128ZM140 208V206L138 207ZM142 208V207H141ZM144 208V207H143ZM158 208V207H157ZM161 208V206H160ZM163 208V207H162ZM165 208V209H166ZM219 208V207H217ZM223 208V207H222ZM221 208V209H222ZM238 208V207H237ZM236 208V209H237ZM252 208V207H251ZM15 209H17V211H19L21 209V207H16ZM115 209V208H114ZM244 209V207H243ZM256 209L257 208H252V209H244V211L240 214L239 213V218L237 219L238 216H236V219L238 220V222L236 223L237 225L235 226L241 233V231L243 230H247V228H249V226H251L253 223L252 221L254 220V212H256ZM23 210V209H21ZM26 210V209H25ZM34 210V207L31 206L29 207L26 211L27 214H29V212L33 211ZM36 210V208H35ZM97 210V209H96ZM104 210V208H103ZM102 210V211H103ZM109 210V209H108ZM117 211H119L118 209H116ZM124 210V209H123ZM142 210V209H141ZM149 210V209H147ZM146 210V211H147ZM153 210V209H152ZM161 210V209H160ZM164 210V209H163ZM218 210V211H217ZM233 210V209H232ZM258 210V209H257ZM262 210L261 212V215H260V220H261V230L260 232L261 233H264V204L262 205ZM106 211V210H105ZM116 211V212H117ZM129 210L127 209V211L125 212V214L128 212ZM131 211V210H130ZM132 211V212H133ZM145 211V212H146ZM154 211V210H153ZM159 211V209L157 210V212ZM200 211V210H199ZM200 211V212H201ZM238 211V210H237ZM240 211V210H239ZM2 212V211H1ZM0 212V213H1ZM97 212V211H96ZM95 212V213H96ZM113 212H115L113 210ZM115 212V213H116ZM140 212V211H139ZM152 212V211H151ZM217 212V213H216ZM260 212V211H259ZM33 213H37L35 211H33ZM81 213V212H80ZM99 213V212H98ZM97 213V214H98ZM128 213H131V212H128ZM134 213V214H135ZM149 213V212H148ZM156 214V212H154ZM190 213V212H189ZM222 213V212H221ZM258 213V212H256ZM4 214V213H3ZM21 214V212H20ZM25 214V213H24ZM133 214V213H132ZM162 213L159 211V214L157 213V215H161ZM165 214V213H164ZM203 214V213H202ZM238 214V213H237ZM236 214V215H237ZM23 215V214H22ZM103 215V214H102ZM117 215V214H116ZM122 215V214H121ZM129 215V214H128ZM127 215V216H128ZM151 215V213L149 214ZM154 215V214H153ZM188 215V214H187ZM214 215H216V217H214ZM235 215V214H234ZM233 215V216H234ZM259 215V214H258ZM137 216V215H136ZM155 216V215H154ZM204 216V217H205ZM220 216V215H219ZM232 216V217H233ZM104 217V216H103ZM112 217H114L112 215ZM123 217V216H121ZM203 217V218H204ZM235 217V216H234ZM232 218V220L235 218ZM34 218V217H33ZM36 218V217H35ZM105 218V217H104ZM116 218V216H115ZM117 218H118V215H117ZM133 218V217H131ZM135 218V217H134ZM133 218V219H134ZM185 218V217H184ZM230 218V217H229ZM28 219V218H27ZM180 219V218H179ZM256 219V218H255ZM20 220V219H19ZM35 220V219H34ZM33 220V221H34ZM87 220V219H86ZM100 220V219H99ZM111 220V219H110ZM116 220V219H115ZM118 220L120 221V219L118 218ZM162 220V219H160ZM205 220V218H204ZM204 224L206 222V220L204 221ZM235 220V221H237ZM1 221V220H0ZM32 221V222H33ZM118 221V222H119ZM128 221V220H127ZM230 221V220H229ZM228 221V222H229ZM30 222V220L28 221L27 223V226L26 224H24L26 227H23L24 230L21 231V235L23 233H25L29 228L30 226L31 227H34L33 226V223ZM36 223V221H34ZM124 222V221H123ZM123 222H119L121 225H123L122 223ZM131 222V221H130ZM134 222V221H133ZM132 222V225L135 226V224H133ZM162 222V221H161ZM216 222V221H215ZM220 222H221V219H220ZM231 222V221H230ZM18 223V222H17ZM110 223V222H109ZM112 223V222H111ZM115 223V222H114ZM127 223V222H126ZM135 223V222H134ZM199 223V222H198ZM208 223V222H206ZM209 223V224H211ZM222 223V222H221ZM7 224V223H6ZM20 224V223H19ZM78 224V223H77ZM81 224V223H80ZM98 224V223H97ZM117 224V223H116ZM119 224V225H120ZM162 224V223H161ZM213 224V223H212ZM215 224V223H214ZM223 224V223H222ZM229 224V223H228ZM232 224V223H231ZM10 225V224H9ZM23 225V226H24ZM36 225V224H35ZM75 225V224H74ZM115 225V224H113ZM118 225V226H119ZM120 225V226H121ZM125 225V223H124ZM255 225V224H254ZM3 226V225H2ZM11 226V225H10ZM132 226V227H134ZM157 226V225H156ZM163 226V224H162ZM205 226V225H204ZM203 226V227H204ZM221 226V225H220ZM232 226V225H231ZM256 226V225H255ZM115 227V226H114ZM129 227V226H127ZM161 227V226H160ZM160 227H158L160 229ZM179 227V226H178ZM219 227V226H218ZM218 227H214L215 229L218 228ZM226 227V226H225ZM252 227V226H251ZM254 227V226H253ZM10 228V227H9ZM69 228V227H68ZM90 228L95 229L94 226H91ZM90 228L88 230H90ZM124 228V227H123ZM227 228V227H226ZM225 230L227 231H224V234L226 235L225 238L222 237L219 238V242L216 241V247L213 245H211V248L210 250L212 249V246H214V250H213V253H210L209 251V255H212V259L216 261V264H220L222 263L223 259L227 256V253L229 251V247L231 245V243L240 235V233H237L235 234L236 232V228L234 229H230L227 228ZM0 229H1V226H0ZM115 229V228H114ZM154 229V228H153ZM162 229V228H161ZM160 229V231H161ZM197 229V228H196ZM202 229V228H201ZM241 229V231H240ZM97 230V229H96ZM129 230H131V228H127V231L130 232ZM138 230H140L138 228ZM144 230V229H143ZM147 230V229H146ZM158 230V229H157ZM156 230V231H157ZM189 230V229H188ZM211 230V229H210ZM251 230V229H250ZM249 230V231H250ZM44 231V230H43ZM145 231V230H144ZM152 231V230H151ZM196 231V230H195ZM202 231V230H201ZM221 232V230H219ZM91 232V231H90ZM94 232V230H93ZM108 232V231H107ZM121 232V231H120ZM155 232V231H154ZM158 234H159V231H157ZM199 232V231H198ZM203 232V231H202ZM205 232V231H204ZM216 231H214L215 233ZM220 232H219V237H220ZM27 233V232H26ZM25 233V234H26ZM76 233V232H75ZM74 233V235H75ZM131 233V232H130ZM213 233V231L211 232ZM218 233V232H217ZM216 233V234H217ZM223 233V232H221ZM227 233V234H226ZM231 233V234H230ZM19 234V233H18ZM23 234V235H25ZM37 234V233H36ZM123 234V233H122ZM141 234V233H140ZM144 234V233H143ZM155 234V233H154ZM233 235V236H230V235ZM27 235V234H26ZM25 235V236H26ZM69 235V234H68ZM97 235V234H96ZM126 235V234H125ZM131 235V234H130ZM129 235V236H130ZM156 235V234H155ZM11 236V234H10ZM29 236V235H28ZM37 236V235H36ZM46 236V235H45ZM207 236V234H206ZM214 236V234H213ZM217 236V237H218ZM82 237V236H81ZM154 237V236H153ZM157 237V235L155 236ZM160 237V235L158 236ZM211 237V236H210ZM215 237V236H214ZM212 238L215 239V238ZM24 236H16V237H2L0 235V264H30L32 263L30 260H31V257L30 255L31 254H28L27 253V250L25 249L24 247V243L27 242L25 239ZM27 238V237H26ZM29 238V237H28ZM45 237H43V240H44ZM48 238V237H47ZM52 238V237H51ZM78 238V237H77ZM91 238V237H90ZM203 238V237H202ZM30 239V238H29ZM42 239V238H41ZM39 239V240H41ZM107 239V238H106ZM105 239V240H106ZM136 239V238H135ZM204 239V238H203ZM209 239V238H208ZM217 239V238H216ZM32 240V239H30ZM29 240V241H30ZM38 240V241H39ZM47 240V239H46ZM111 240V239H110ZM119 240V239H118ZM28 241V243H29ZM45 241V240H44ZM42 241V245L39 244V247L41 246V249L40 251H44L45 253V250L46 246H44L46 243ZM95 241V240H94ZM143 241V240H142ZM201 241V240H200ZM47 242V241H46ZM60 242V241H59ZM96 242V241H95ZM93 242V244L95 243ZM206 242V241H205ZM210 242V241H209ZM34 243V242H33ZM38 243V242H37ZM41 243V242H40ZM215 243V242H214ZM32 244V242H31ZM30 244V245H31ZM35 244V243H34ZM44 244V245H43ZM92 244V246H93ZM117 245L115 246L116 249H114V254H112L111 256H114V258L112 260H114L113 262H111L110 264H117V262L119 261L120 257L123 256V252H122V247L120 246H123V242H119L116 243ZM208 244V243H207ZM25 245H27V243H25ZM35 246V245H33ZM42 246H44L42 248ZM95 246L97 247V245L95 244ZM99 246V245H98ZM198 246V245H197ZM32 247V246H31ZM109 247V246H108ZM125 247V245H124ZM128 247V246H127ZM188 247V246H187ZM186 247V248H187ZM38 248V246H37ZM90 248V247H89ZM133 248V247H132ZM131 248V249H132ZM28 249V248H27ZM45 249V250H44ZM130 249V250H131ZM185 249V248H184ZM30 250V248L28 249V251ZM51 250V249H50ZM205 250V249H204ZM207 250V249H206ZM33 251H36L34 250V247H33ZM38 251V254H40ZM128 251V250H127ZM133 251V250H132ZM131 251V253L133 254V252ZM184 251V250H183ZM212 251V250H211ZM30 252V251H29ZM51 252V251H50ZM199 252V251H198ZM207 252V251H206ZM207 252V254H208ZM43 253V254H44ZM184 252L181 253V255L183 254ZM34 254V253H33ZM43 254L41 253V255H38V256H42L40 258L42 261H43ZM46 254V253H45ZM198 254V253H197ZM206 254V253H205ZM134 255V254H133ZM34 256V255H33ZM95 256V255H94ZM108 256V255H107ZM184 256V255H183ZM207 256V255H206ZM48 257V256H47ZM96 257V260H98L97 258H101L99 256H95ZM125 257V260L123 264H132V262L130 261V258L131 256L130 255H126L124 256ZM122 257V258H124ZM35 258V256L33 257ZM37 258V256H36ZM38 259V260H40ZM104 259V257H103ZM108 259V258H107ZM132 259H133V256H132ZM187 259V258H186ZM35 260V259H33ZM32 260V261H33ZM83 260H85L84 262H86V259H84L83 257ZM183 260V259H182ZM108 261V260H107ZM107 261H103V264H107L108 262ZM122 261V262H123ZM40 262V261H39ZM36 263V264H39ZM47 262V261H46ZM83 262V263H84ZM99 262V261H98ZM121 262V263H122ZM34 264V263H33ZM87 264V263H85ZM185 264V263H184Z\"/></svg>","mask_w":264,"mask_h":264},{"label":"clouds","instance_id":"obj_3","mask_svg":"<svg viewBox=\"0 0 264 264\" xmlns=\"http://www.w3.org/2000/svg\"><path fill=\"white\" fill-rule=\"evenodd\" d=\"M201 236L203 232L199 233ZM187 243L193 240L192 233L185 234ZM171 261L172 258L169 257ZM210 264L216 261L209 258ZM222 264H264V233L257 231L243 230L240 235L231 243L227 256Z\"/></svg>","mask_w":264,"mask_h":264}]
</instances>
